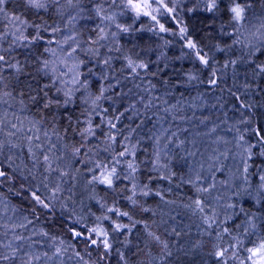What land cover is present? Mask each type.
I'll return each mask as SVG.
<instances>
[{
    "label": "snow or ice",
    "instance_id": "1",
    "mask_svg": "<svg viewBox=\"0 0 264 264\" xmlns=\"http://www.w3.org/2000/svg\"><path fill=\"white\" fill-rule=\"evenodd\" d=\"M82 2L83 0H20L23 12L17 13L9 11L6 7L9 0H0V184L19 178L22 182L14 194L27 200L31 208L28 215H21L18 206L11 205L0 196V264H65L66 259L75 261V264H100L113 250L112 234H130L132 228L139 223L133 221L127 211H121L118 207H106L97 201L103 214L95 216L93 213L96 224L78 230L77 225L81 223L82 217L76 213L74 190L80 169L73 171L72 163L66 162V158L69 151L73 159L80 157L81 150L86 147L89 138L96 136L97 129L101 127L93 123V116L101 115L97 111L98 102L105 98L106 92L114 90L120 83L116 80L115 84H108L107 87L102 84L99 94L93 97L88 77L96 73L94 67L88 66L89 61L99 57L100 48L105 47L101 41H108L109 38L115 47L109 45L108 51L120 52L119 37L133 31H142L143 29L133 27L135 21L142 16L154 22L149 31L178 36L183 41V47L189 50L184 52L183 56H190L202 69L208 70L206 81H202L195 72L185 73L188 82L206 83L209 89H216L231 69L235 90L231 87L226 90L229 97L235 101L232 109L239 114V119L229 124L227 112H224L225 118L204 133L205 136L212 137L221 125H225L224 131L232 134L231 139L216 135L211 141L215 147L208 158L210 163L207 170L211 174L212 182L205 185L203 181L207 177L193 170L191 165L189 168L195 171V177L184 180L181 176L180 179L196 193L195 197H189L191 203L185 207L191 209L193 214H200L205 225L204 234L210 240L214 236L217 241L212 243V251L209 253L216 264H264V97L256 99L264 93V87H261V81H264V61L257 62L258 54L264 55V0H192L191 7L186 6L185 0H108L110 7L115 6L120 11L109 13L101 4H96L90 10L104 25L95 26V38L89 36L87 41L82 42L77 38L78 33L69 29L67 34L57 39V34L64 32V29L55 18H66L65 28L68 25L74 26L79 19L92 18L85 14L86 10L81 7ZM255 3H259V14L253 11ZM28 12L37 15L39 22L26 16L25 13ZM196 12L210 15L211 20L207 26L209 28L219 20L218 35L221 41H225V38L226 41L217 42L206 51L204 45L189 35L183 14ZM41 13L51 14V23L40 15ZM127 13L132 14L133 24H122L118 21L119 16ZM164 17L175 23V31L161 22ZM112 25L116 31H110ZM5 43L7 47L4 46ZM83 43L89 46L85 48ZM39 45H44L43 51L39 55L32 54V48ZM16 49H25L29 53L25 55L23 62L14 54ZM236 49L240 51L236 58L228 56L222 64L215 59V53H230ZM81 53L88 59L83 58ZM112 59L108 56L97 63L109 66ZM124 60L125 68L132 78L140 77L141 71L147 72L149 69L148 63L137 61L131 56H124ZM240 65L247 67L244 71V83L236 87ZM30 67L34 72L29 70ZM98 78L104 81L109 79L107 74ZM155 88L156 85L148 81L147 86L142 89L147 93V99L141 97L145 111L159 107L154 103L159 101L164 105L159 110L176 120L180 101L169 105L167 100H161L152 94ZM220 91L225 89L220 88ZM78 101L89 105V108L81 112L83 120L80 117L74 119L70 113V108ZM217 105L224 109L225 102L218 97L217 104L212 107ZM130 108L135 110L136 115L140 114L135 104L130 105ZM107 111L106 108L103 109L104 113ZM123 115L121 112L115 120L119 121ZM59 117L67 121V127L61 129ZM165 118L162 116L159 120ZM207 120L208 117H204L200 122L203 124ZM105 122L109 131L105 134L107 146L104 151L111 149V158L93 159L88 156L92 149H86L83 154L88 156V159L78 161L89 165L86 185H103L106 189L115 191L116 182L124 179L132 182V194L127 199L133 205H138V195H154L165 203H173L165 200L162 191L153 190L150 185L154 179L167 181L169 184L173 182L177 173L172 170L171 165L176 160L173 153L177 149L185 152V156L180 158L184 161L197 156L198 153L203 155L197 147L195 137L191 140L187 137L181 139V134L187 133L189 129L177 128L172 131L170 128L161 127L149 137L153 142L150 171L157 175H149L147 183L138 184L135 181L140 171V164L136 161L139 141L136 144L129 143L131 133L135 129H131L129 135L124 136L120 142L121 150L117 152L113 148L117 143V133L112 131L117 128V124L112 119ZM142 124L143 120L137 127ZM69 132L80 136L79 146H69L66 142ZM186 143L191 145L190 149L185 147ZM228 160L233 162L231 166L225 165L224 162ZM121 165H124L123 172L120 170ZM199 168L203 169L204 164L201 163ZM216 173H220L224 178L217 180ZM69 181L73 183L66 188L65 185ZM218 184L230 192L229 202L224 206L227 214L223 220L219 218L212 202H206L207 195L211 194ZM167 191L170 192L171 189ZM65 192L68 193L67 196ZM222 199L223 196H218L215 201L218 203ZM249 202L250 207L245 208L244 205ZM58 205L61 217L68 213L64 224L67 225V231L73 240L84 241V252L89 257L90 249L100 250L98 260H85L74 244L50 235L44 228H36L41 214L55 217ZM142 211L149 212L151 209L142 207ZM109 214L117 218L127 217L131 226L112 219ZM239 216L244 219L235 224L237 231L233 234V228L225 225ZM104 221L110 222L111 233L103 226ZM144 226L147 229L146 223ZM241 228L242 232L239 231ZM173 233L177 237L180 235L175 229ZM148 235L159 245V264H167L168 258L173 256L169 242L162 240L161 236L154 232H148ZM225 236L229 237L227 246L218 243L223 241ZM196 247H203V242L198 243ZM116 251L123 264H127L124 253L119 249ZM151 264H156V258H153Z\"/></svg>",
    "mask_w": 264,
    "mask_h": 264
},
{
    "label": "trees",
    "instance_id": "2",
    "mask_svg": "<svg viewBox=\"0 0 264 264\" xmlns=\"http://www.w3.org/2000/svg\"><path fill=\"white\" fill-rule=\"evenodd\" d=\"M96 4H101L109 13L117 8L115 6L110 7L108 0H83L81 6H86L87 8L91 6L94 7ZM185 4L187 7H191L192 0H185ZM6 7L9 11H15L17 13L23 12V9L20 7V0H9ZM86 8L85 14H91L92 21H88L89 19H79L73 28L74 31L78 33L77 38L81 41H83V39L88 40L89 36L95 38L96 33L93 31L94 28H92V25L94 24L96 26L98 24L96 22L98 17H95V14L92 15L93 13ZM258 10L261 11L259 3H255L253 11L258 13ZM25 15L31 20L39 22L37 15L31 12L25 13ZM40 15H43L45 19H49L51 14L41 13ZM183 15L184 22L189 28V35H191L198 43L204 45L206 51L217 42L223 43L226 41V38L225 41H221V37L218 35L217 29L220 23L219 20L215 21L212 27L209 28L207 27L211 20L209 14L196 12L193 14L184 13ZM55 19H57V23L60 24L61 28L64 29L65 25L60 23L58 18ZM143 20L144 19H138L133 25L135 29H143L142 31H133L131 34H122L119 37L121 51H111L110 56L113 59L110 65H103L104 68H108L109 79L107 81L98 78L99 76L104 75L102 65H95L91 61H89L88 64L89 67H94L96 73V75L88 77L90 81V92L93 97L99 94V88L102 84L107 87L108 84H115L116 80H119L120 83L114 90L106 92L105 98L98 102L99 107L97 111L100 112L101 115H94L93 123L99 124L101 127L97 129L96 136L89 138L86 142V147L81 150V156L73 159L71 157V152H68V155H70L69 157L71 158L68 163H72V165L75 166L74 170L76 168L80 169L79 179L78 182H76L74 190V199L76 201L75 207H81L76 213L78 216L82 217L81 223L77 225V228L79 230L84 229L85 227H93L96 224L93 223L95 216L103 214V210L100 208V203H103L106 207H118L121 211H127L132 217V220L139 221V223L136 224V227L132 228L130 234L127 232L124 234H112L114 238L113 250L109 256L105 257L104 261L100 262V264H123V261H121L120 256L116 251L117 249L124 253L127 264H151L153 258H156V261L159 260V245L152 240L148 235V232H154L156 235L161 236L162 240H167L169 242L173 256L168 258L167 264H216L215 260L209 256V253L212 251V243L217 241H214V236V239L212 238L210 240L207 235L203 234L205 225H203L201 221L200 214H193L191 209L185 207L186 204L191 203L189 197H195L196 193L192 187L182 183L180 179L181 176H183L184 180H187L189 177L194 178L195 171L193 170H196L199 171L202 176L207 177V179L203 181L205 185L212 182L211 174L208 172V168H206L208 165L203 169H200L199 165L196 164V162H198L197 159L201 156L200 153H198L197 156L189 157L187 158V161H184L180 159L183 157V151L177 149L173 153L176 160L173 161L171 165L172 170L177 173L173 182L169 184L167 181L159 179H154L151 182L150 187L153 190L159 189L164 193L165 200L173 201V203H165L161 201L159 197L154 195L148 197L138 195L136 199L139 203L138 205H133L131 201L127 199V197L132 194V182L124 179L116 182L115 191L106 189L103 185H96L94 187L87 186L86 179L89 175L87 173V167L89 165L78 162L82 159L87 160L88 156H91L93 159L110 160L112 150L110 149L108 152L104 151V148L107 146L105 142V134L109 131L108 125L105 121L107 119H112L113 122L117 124V128L112 130L117 133V143L113 146L117 152L121 150L120 142L123 141L124 136H128L131 129H135V131L131 133L129 140L130 144H136L137 141H139L136 161L140 164V171L137 173L135 182L138 184L147 183L149 175H157L155 172L150 171L153 142L149 139L157 128L160 129V127H165L170 128L172 131H175L177 128H187L189 131L187 133H182L181 139L187 137L191 140L192 137L189 135L191 131H193L194 126H197V129L194 130L200 134V143H197V147L204 155L208 146V143L207 146L204 144L206 139L204 133L214 124H218L225 118L224 112H227L229 124L239 119V114L232 109V105L235 101L229 97L226 90L230 87L235 90L231 69L227 71L224 78L220 81L219 88L216 89H209L206 83H198L196 81L188 82L185 73L195 72L202 81H206L208 70L202 69L198 62L190 56H183V53L189 50L183 47V41H181L178 36H173L169 33L156 34L154 31H149L148 29L153 27L154 22H150L149 20L146 22ZM132 22L133 21H130L127 24H133ZM161 22L165 23V26L173 31L176 30L175 23L170 21L167 17L161 18ZM49 23H51V19H49ZM4 46L7 47V43H5ZM43 47L44 45L33 47L32 54L39 55L43 51ZM14 54L23 62L25 55H28L29 53L25 49H16ZM126 55L131 56L137 61L142 60L149 64L148 71H141L140 74L142 82L148 83V81H151L152 84L156 85V88L152 93L154 96L160 97L161 100H167L169 105L176 104L177 101H180V105H182V102L195 105V102H193L192 99L195 96H199L201 103L203 104H201L200 107L196 106L191 109L188 106L182 111L179 110L176 113V120H172L171 115L159 110V108L164 107L159 101L154 102L158 104L159 107H153L146 112L141 103V97L143 96L147 99V93L138 92V94H131L133 87L129 86L130 79L128 77L131 76L125 68L124 56ZM239 55L240 51L239 49H236L230 53H215V59L222 64L224 59L228 56L236 58ZM260 59H258L257 62L262 61ZM238 67L240 75L237 77L236 87L244 83V71L247 66L240 65ZM29 70L34 72V69L31 67ZM153 73H155V75H153ZM261 87H264V81H261ZM220 88L225 89V91L221 92ZM128 89H132L130 93L128 92ZM241 91H243L242 88ZM107 97H111V99H108ZM218 97L225 102L224 109H220L218 105L217 107H212V105L217 104ZM262 97H264V93L257 96L256 99H261ZM132 104L136 105V110L140 113L139 115H136L135 110L130 108V105ZM86 108H89V105H84L78 101L75 106L70 108V113L74 119L80 117L83 120L84 117L81 116V112ZM105 108L108 110L107 113L103 112V109ZM125 109L128 110L125 111ZM121 112H123L124 115L120 117L119 121H116L115 117ZM162 116L166 118L159 120V117ZM180 117H185V119H180ZM204 117H208V120L202 124L200 121ZM58 119L61 129L67 127V121L65 119L62 117H59ZM141 120L144 121V124L137 127ZM189 122H192L193 126H189ZM153 125H156V127L154 128ZM81 127H83V125H81ZM225 127V125H221L220 128H218L217 133L213 134L212 137L207 136V142L209 139H213L216 135L226 136L231 139L232 134L224 131ZM66 142L69 146L73 144L79 146L81 138L78 134L69 132ZM209 147L208 157L211 155L210 150L213 148L210 147V149ZM87 148H91L92 152L89 153L88 156H85L83 153ZM224 163L226 166H231L233 162L228 160ZM189 165H191L193 170H190ZM120 170L123 172L124 165L120 166ZM216 177L217 180L224 178L220 173H216ZM21 182L22 181L17 178L13 181H5L0 184V196L10 202L11 205L18 206L21 209V215H28L31 211L29 202L14 194L19 190ZM72 183V181H69L65 187H70ZM177 185H179V187H177ZM168 189H171V191H167ZM226 194L228 196L230 195L227 188L221 187L218 184L217 188L213 189L211 194L206 197V202H212V206L217 209L221 220H223L224 216L227 214L224 206L229 200ZM218 196H223L224 199L217 203L215 198ZM97 201L100 203H97ZM250 205L251 202L246 203L244 207L249 208ZM141 206L150 208L151 211L144 212L142 211ZM60 211L61 210L58 206L55 217H46L41 214L40 220L36 223V228H44L50 233V235L61 237L66 243L74 244L76 250L84 255L85 260H98L101 254L100 250L90 249L91 256L89 257V255L84 252V241L73 240L71 234L67 231V225L64 224V220L67 219L68 213L66 212L64 217H61ZM227 211L230 212L231 210ZM93 213L95 216L92 215ZM112 219H116L118 222L129 224L131 226V221H129L127 217L117 218L112 215ZM243 219V216H239L233 221H229L225 226L233 228V234H235L237 231L235 229V224L241 223ZM145 223L148 225L147 229L144 226ZM103 226L108 228L111 233L109 221H104ZM198 228L200 229L199 231ZM173 229L180 233L178 237L173 233ZM239 231L242 232V228ZM200 242H203V247H196ZM228 242L229 237L227 236H225L223 241H218V243H223L225 246H227ZM245 244L247 246V241H245ZM242 255H244V253H242ZM65 264H75V261H68L66 259Z\"/></svg>",
    "mask_w": 264,
    "mask_h": 264
},
{
    "label": "rangeland",
    "instance_id": "3",
    "mask_svg": "<svg viewBox=\"0 0 264 264\" xmlns=\"http://www.w3.org/2000/svg\"><path fill=\"white\" fill-rule=\"evenodd\" d=\"M82 7V6H81ZM84 9L86 8V6L85 7H83ZM93 7L91 6V7H87L86 9H89L88 11H90L91 9H92ZM69 11H71V10H69ZM114 11H116V12H119L120 11V9L119 8H116V10H114ZM114 11H111V12H114ZM110 12V13H111ZM256 12V11H255ZM93 14L92 15H94L95 13L94 12H92ZM257 13V12H256ZM260 13V11L258 10V13L257 14H259ZM74 14V13H73ZM91 15V14H90ZM92 17V16H91ZM96 17V16H95ZM120 18V19H119ZM139 19H144L143 21H146V22H148L147 20H149L150 22H151V20H150V18H148V17H140ZM88 21H92V18L91 19H89ZM118 21L120 22V23H122V24H127V23H129L130 21H133V17H132V14L131 13H127V14H125V15H122V16H119L118 17ZM59 22L60 23H62L63 25H65L66 23H67V20H66V18L64 19V20H60L59 19ZM98 24H101V21H100V19L98 18L97 19V21H96ZM105 23H107V22H105ZM133 23V22H132ZM75 25H76V23H75ZM74 25V26H75ZM74 26L73 25H68V27L67 28H65V26H64V32H62V33H60L59 35H57V38L59 39L62 35H64V34H67V32H68V30L69 29H73L74 28ZM101 26H104L103 24H101ZM92 28H95V25L93 24L92 25ZM106 31H109V29H106ZM110 31H116V29H115V27H114V25H112L111 27H110ZM85 41H87L86 39H83V41L82 42H85ZM101 43L102 44H105V47H101L100 48V55H99V57H96V58H93L92 60H91V62L93 63V64H95V65H97V64H99V65H102V70H103V72H104V74H107L108 75V68H104V66H103V64L102 63H97V61H102L103 59H106L108 56H110L111 54V52H109L108 51V46L109 45H111L113 48L115 47V45H113V43H112V40H111V38H109V40L108 41H101ZM83 46L85 47V48H87L89 45L87 44V43H83ZM52 47H55V45H52ZM83 58H85V59H88L87 57H84V54L83 53H81L80 54ZM258 59H260V60H262V61H264V55H260V54H258ZM124 62H125V60H124ZM259 62V61H258ZM109 77V76H108ZM129 79H130V81H129V86L130 87H133L132 89H128V92L130 93V91L132 90V92H131V94H138V92H144V91H142V89L144 88V87H146L147 86V83L146 82H142V79H141V74H140V77H138V78H132V77H128ZM137 79V80H136ZM112 81V80H111ZM114 84V83H113ZM134 84V85H133ZM137 85H139L140 87L138 88L137 87ZM192 101L193 102H195V105H191V104H186L185 102H182L181 104L182 105H180L179 106V110H183L185 107H190L191 109L192 108H195L196 106L197 107H200V105L201 104H203V103H201V99H200V97L199 96H195L193 99H192ZM218 110V109H217ZM233 122H235V121H233ZM193 126V124H192V122H189V126ZM161 128V127H160ZM165 128V127H164ZM195 129H197V126H194V129H193V131H191V133H190V135L189 136H191L192 138L193 137H195L196 138V141H197V143H200V136L199 135H197V131H194ZM159 130V128H157L156 129V131H154V132H157ZM191 138V139H192ZM53 141L55 142V138H53ZM202 141H203V139H202ZM211 141H212V139H209L208 140V142H207V136H206V139H205V146H207V143H208V146H207V151H205V153H204V155H201L200 156V158L199 159H197V161L198 162H196V164L197 165H200L201 163H203L204 164V167H206V165H208L209 164V157H208V147L210 146L211 148L212 147H214V145L211 143ZM190 144H187V145H185V147L186 148H191V145L189 146ZM209 147V148H210ZM210 148V149H211ZM212 150V149H211ZM211 150H210V152H211ZM212 154V153H211ZM70 155H68L67 156V158H66V161L68 162L71 158L69 157ZM183 156H185V152L183 151ZM74 168H75V166L73 165V168H72V170L74 171ZM206 168H208V167H206ZM68 193L67 192H65V196L67 195ZM227 195V194H226ZM228 196V195H227ZM86 200V199H85ZM59 206V205H58ZM57 206V207H58ZM81 207L79 206V207H75V209H76V212H78L79 211V209H80ZM74 219H75V217H73ZM108 222V221H107ZM93 223H96V221L95 220H93ZM200 229L198 228V231H199ZM197 231V232H198ZM204 234V233H203ZM200 235H202V234H200ZM204 235H206V234H204ZM214 239V238H213ZM214 241H215V239H214ZM189 249V248H188ZM192 249V248H191ZM190 250V249H189ZM193 250V249H192ZM193 251H195V250H193ZM156 263L157 264H159V260H157L156 261Z\"/></svg>",
    "mask_w": 264,
    "mask_h": 264
}]
</instances>
